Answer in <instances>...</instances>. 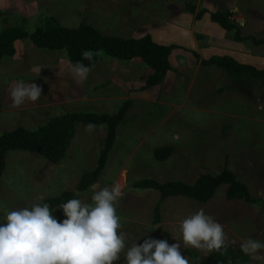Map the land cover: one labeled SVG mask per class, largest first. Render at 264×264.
<instances>
[{
    "label": "rangeland",
    "instance_id": "1",
    "mask_svg": "<svg viewBox=\"0 0 264 264\" xmlns=\"http://www.w3.org/2000/svg\"><path fill=\"white\" fill-rule=\"evenodd\" d=\"M192 1L196 11L208 10L201 19L187 11L185 0H0V30L15 25L33 30L54 17L70 27L87 22L103 33H150L157 42L180 46L170 56L172 68L162 83L143 88L151 69L139 57L122 60L102 52L87 80L78 85L67 71H60L71 63L65 50L39 48L29 38L17 40L15 54L0 59V134L18 126L37 128L66 111L114 113L124 100L132 104L117 128L104 170L86 191H78L77 185L98 161L104 125H95L89 133L87 124L78 123L66 156L57 163L36 151H9L1 177L0 217L5 209L28 206L39 194L47 198L72 190L75 198L90 202L98 190L94 186L118 183L124 196L117 214L129 245L149 237L165 239L181 244L189 264L187 249L206 258L209 252L178 241L180 221L201 208L223 225L226 243L240 247L249 237L264 242V110L258 109L264 104V80L233 82L224 69L202 64L212 55L227 54L264 66V0ZM228 9L243 35L263 42L236 41L234 31L211 20V11ZM19 80L41 86L40 98L14 107L10 85ZM165 145L173 146V153L156 159L154 150ZM225 166L258 198L256 203L228 199L223 184L205 203L168 197L160 206L159 222L153 223L159 191L133 186L145 178L193 183L199 175H215ZM51 211L58 221L66 218L59 207ZM257 255L261 258L249 256L252 263L264 264V250ZM114 264H125L123 254Z\"/></svg>",
    "mask_w": 264,
    "mask_h": 264
},
{
    "label": "trees",
    "instance_id": "2",
    "mask_svg": "<svg viewBox=\"0 0 264 264\" xmlns=\"http://www.w3.org/2000/svg\"><path fill=\"white\" fill-rule=\"evenodd\" d=\"M185 5L189 13L195 14L196 19H201L208 12L206 9L196 11L192 0H185ZM232 16L233 12L229 9L210 12L212 21L218 23L226 31H234L236 41L249 39L255 44L263 42V40H259L254 36L243 35L239 23ZM46 21L44 25L33 30H28L20 25L9 26L0 30V59L7 55L13 56L16 52L15 42L23 38H29L39 48L65 50L72 64L81 61V54L84 50L102 51L111 57L122 60H133L139 57L151 69L143 86L145 88L162 83L172 68L170 56L175 49L180 47L175 43L157 42L150 33L139 37H122L103 33L87 22H81L76 27H70L61 24L54 17H49ZM98 59V56H94L93 61L82 60V62L93 68ZM202 64L206 66L216 65L224 69L233 82H239L246 77L264 80V66L258 68L253 64L241 62L231 55H212L203 59ZM131 104V99L124 100L114 113L66 111L61 115L51 117L37 128L30 129L18 126L1 133L0 187L1 177L6 169V154L9 151H36L50 161L57 163L66 156L70 141L75 135L77 124L81 122L104 125L106 131L104 144L96 165L81 175L77 185L78 191H86L98 181L104 170L116 141L117 128L126 116ZM173 151L174 147L171 145L160 146L154 150V156L158 160H165ZM223 184L227 185L225 195L230 200L242 199L248 203L258 201V198L251 195L247 185L227 166L215 175L201 174L193 183L182 180L159 182L153 178H145L135 181L133 186L153 188L159 191L160 197L154 207L153 218V223H158L160 206L168 197L181 195L199 203H205L215 196L218 188ZM75 196V191L66 190L57 196L45 198L43 202L48 203L50 210H52L67 202V200L75 198ZM226 245L220 251L213 250L209 252L206 258L201 257L199 252L193 249H187L186 252L190 254L192 264H253L249 255H245L240 247H235L229 243H226Z\"/></svg>",
    "mask_w": 264,
    "mask_h": 264
},
{
    "label": "clouds",
    "instance_id": "3",
    "mask_svg": "<svg viewBox=\"0 0 264 264\" xmlns=\"http://www.w3.org/2000/svg\"><path fill=\"white\" fill-rule=\"evenodd\" d=\"M102 51L84 50L81 61L68 64L66 69L79 85L87 80L91 67L82 60L93 61ZM42 87L23 80L10 85L9 95L14 107L26 101H37ZM264 110V104H258ZM95 125L85 126L92 132ZM179 139V137H175ZM91 201L73 198L62 203L66 218L62 221L52 214L50 205L39 194L28 206L5 209L0 220V264H114L123 254L125 264H189L181 254L180 243L169 244L165 239L147 238L142 244L133 240L128 244V234L121 231V217L117 205L124 196L120 184L98 187ZM184 246L211 252L226 247L223 225L201 208L184 217L179 224ZM240 250L255 259L264 250V242L247 238L240 243Z\"/></svg>",
    "mask_w": 264,
    "mask_h": 264
}]
</instances>
